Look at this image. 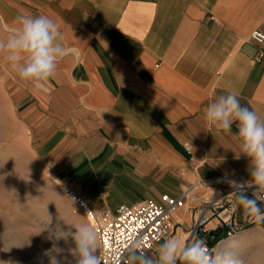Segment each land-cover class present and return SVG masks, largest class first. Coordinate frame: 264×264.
Returning a JSON list of instances; mask_svg holds the SVG:
<instances>
[{
	"label": "crops",
	"instance_id": "obj_1",
	"mask_svg": "<svg viewBox=\"0 0 264 264\" xmlns=\"http://www.w3.org/2000/svg\"><path fill=\"white\" fill-rule=\"evenodd\" d=\"M40 15L59 25L68 50L53 78L24 82L0 52V120L21 148L95 214L187 192L167 239H203L264 264V221L246 219L225 182L249 179V162L235 158L238 138L205 119L210 103L234 93L264 121V42L250 37L264 31V0H0V38ZM197 220L204 232H192ZM167 239L145 254L153 264ZM138 257L127 254L129 264Z\"/></svg>",
	"mask_w": 264,
	"mask_h": 264
},
{
	"label": "clouds",
	"instance_id": "obj_2",
	"mask_svg": "<svg viewBox=\"0 0 264 264\" xmlns=\"http://www.w3.org/2000/svg\"><path fill=\"white\" fill-rule=\"evenodd\" d=\"M5 50L6 58L20 80L37 88L55 76L59 61L68 54L59 25L44 15L22 17L19 28L12 32L7 41L0 38V52ZM205 119L217 131L240 141L239 153L235 158L248 160L249 179L236 181L226 178L225 182L231 189H238L234 207L241 208L246 219L251 218L257 223L264 221V210L260 207V203L264 202L261 199L264 196V121L260 120L256 111L242 106L234 93L221 95L210 103ZM248 189H252L251 195ZM50 241L51 247L45 251L48 264H61L63 250L58 241ZM73 242L72 254L77 257L76 264H101L100 241L91 224L86 221L80 224L73 233ZM137 251H142L139 244ZM178 261L182 264H243L232 253L210 251L203 239L181 241L169 238L160 245L157 264H178ZM0 264L6 262L0 261ZM138 264H153V261L141 254Z\"/></svg>",
	"mask_w": 264,
	"mask_h": 264
},
{
	"label": "rangeland",
	"instance_id": "obj_3",
	"mask_svg": "<svg viewBox=\"0 0 264 264\" xmlns=\"http://www.w3.org/2000/svg\"><path fill=\"white\" fill-rule=\"evenodd\" d=\"M12 130L0 120V261L48 264L45 251L54 239L63 250L61 264H76L73 233L87 218L36 154L21 148Z\"/></svg>",
	"mask_w": 264,
	"mask_h": 264
},
{
	"label": "built area",
	"instance_id": "obj_4",
	"mask_svg": "<svg viewBox=\"0 0 264 264\" xmlns=\"http://www.w3.org/2000/svg\"><path fill=\"white\" fill-rule=\"evenodd\" d=\"M250 37L257 44H263L264 31L255 29ZM260 60L261 55L257 58V61ZM183 146L186 151L190 150L188 143H184ZM63 192L79 211L95 220V231L100 241L101 264H124V260L126 264H129L127 258L129 251L133 250L139 255H145L156 243L167 239L171 234L170 217L183 204V199L187 195V192L178 198L163 195L160 204L152 201L131 205L122 204L115 214L109 211L95 214L90 204L81 195L66 187ZM251 192L252 189H248V193L251 194ZM261 199H264V196H261ZM202 225L203 221L197 220L193 224L192 232L196 233L198 230L204 232ZM224 227L226 237L233 236L237 231L232 220H227ZM205 243L208 249L214 252V247L209 246L206 241ZM137 244L142 251H137Z\"/></svg>",
	"mask_w": 264,
	"mask_h": 264
},
{
	"label": "bare ground",
	"instance_id": "obj_5",
	"mask_svg": "<svg viewBox=\"0 0 264 264\" xmlns=\"http://www.w3.org/2000/svg\"><path fill=\"white\" fill-rule=\"evenodd\" d=\"M67 217L72 218V215L68 214ZM86 218H87V221L89 222V224H91L94 227L95 226V220L93 218H90V217H87V216H86Z\"/></svg>",
	"mask_w": 264,
	"mask_h": 264
},
{
	"label": "snow or ice",
	"instance_id": "obj_6",
	"mask_svg": "<svg viewBox=\"0 0 264 264\" xmlns=\"http://www.w3.org/2000/svg\"><path fill=\"white\" fill-rule=\"evenodd\" d=\"M167 199V198H166Z\"/></svg>",
	"mask_w": 264,
	"mask_h": 264
}]
</instances>
